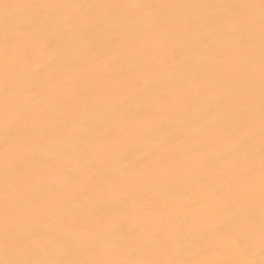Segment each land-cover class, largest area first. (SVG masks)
I'll return each mask as SVG.
<instances>
[{
  "label": "snow or ice",
  "instance_id": "1",
  "mask_svg": "<svg viewBox=\"0 0 264 264\" xmlns=\"http://www.w3.org/2000/svg\"><path fill=\"white\" fill-rule=\"evenodd\" d=\"M0 264H264V0H0Z\"/></svg>",
  "mask_w": 264,
  "mask_h": 264
}]
</instances>
